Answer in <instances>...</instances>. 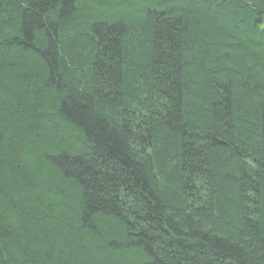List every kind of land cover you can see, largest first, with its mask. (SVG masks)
<instances>
[{"label": "trees", "instance_id": "1", "mask_svg": "<svg viewBox=\"0 0 264 264\" xmlns=\"http://www.w3.org/2000/svg\"><path fill=\"white\" fill-rule=\"evenodd\" d=\"M0 264H264V0H0Z\"/></svg>", "mask_w": 264, "mask_h": 264}]
</instances>
